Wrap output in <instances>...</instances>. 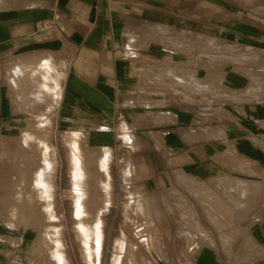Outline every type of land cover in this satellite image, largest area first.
I'll return each instance as SVG.
<instances>
[{
  "label": "crops",
  "instance_id": "obj_1",
  "mask_svg": "<svg viewBox=\"0 0 264 264\" xmlns=\"http://www.w3.org/2000/svg\"><path fill=\"white\" fill-rule=\"evenodd\" d=\"M55 12L63 32L38 31ZM45 58L60 89L54 130L84 133L144 176L263 178L264 0H0L3 117L17 115L6 86L13 66ZM15 229L0 220V264L27 248ZM249 236L257 256L246 264H264V218ZM14 237L22 244L7 242ZM192 262L222 264L209 248Z\"/></svg>",
  "mask_w": 264,
  "mask_h": 264
},
{
  "label": "rangeland",
  "instance_id": "obj_2",
  "mask_svg": "<svg viewBox=\"0 0 264 264\" xmlns=\"http://www.w3.org/2000/svg\"><path fill=\"white\" fill-rule=\"evenodd\" d=\"M206 46L207 44L205 48ZM233 50L231 47L232 55L235 54ZM45 59L49 61L42 59L38 66H13L6 86L10 107L17 115L3 117V100L0 101V220L18 228L13 230L17 234L23 231L25 240L29 241L23 255L10 259L9 264H91L76 215L78 189L74 180V140L79 139L80 146L88 154L86 157L92 156L99 146H88L84 133H62L52 128L56 124V118L48 116V112L55 113L60 89L54 85L52 60ZM165 71L174 74L172 69ZM26 79L32 80V83ZM199 82L205 87L210 84L206 79ZM40 84L45 85L44 89ZM1 89L3 90V79ZM24 130L38 136L40 133L39 138L43 141L45 139L39 144L37 157L39 167L44 168L43 179L49 186L46 200L49 202V213H52L50 219V215L45 213L37 215L35 208L27 203H14L15 195L12 192L16 190L12 188L13 183L10 181H16L19 174L14 170L11 172L10 169L18 168L16 160L24 152L20 141ZM18 142L21 148L17 145ZM47 146L48 150H45ZM17 149L21 150L20 153ZM108 151L110 152L109 148ZM16 154L18 157H15ZM91 156H83L82 160L87 165L90 177L88 188L93 190L98 173ZM125 157L127 156H108L106 162L107 184L104 192L107 194V204L101 212L99 264H115L117 259L121 260V264H140L143 260L145 261L142 264H193L192 256L200 253L203 248L215 251L222 264L251 263L253 257L257 256V248L249 236V231L264 218V176L252 180L227 174L198 178L170 168L155 170L144 176L137 163H132ZM3 168L10 173H5ZM13 172L17 175L14 173L11 176ZM4 174L6 177L9 175L6 178ZM4 177L5 182L8 179L6 184ZM229 177L246 184L251 182L248 184L249 192L242 193L237 186L236 190L234 187L224 188L225 178ZM46 200L41 203L46 204ZM141 201L145 203V211L140 208ZM11 204L16 205L13 208ZM14 214L22 222L23 216L28 217L27 222L24 220L22 223ZM47 226L49 230L46 229ZM45 229L46 232L51 231V235L61 243L62 259L53 258L42 243V231ZM6 240L17 246L22 244L23 237ZM49 246L51 247L50 241ZM141 255L142 260L139 258Z\"/></svg>",
  "mask_w": 264,
  "mask_h": 264
},
{
  "label": "bare ground",
  "instance_id": "obj_3",
  "mask_svg": "<svg viewBox=\"0 0 264 264\" xmlns=\"http://www.w3.org/2000/svg\"><path fill=\"white\" fill-rule=\"evenodd\" d=\"M15 68L16 67H14V69ZM14 73H16V72H14ZM23 74L24 73H22V75ZM26 75H28V74L26 73ZM26 75H25V77H26ZM26 80L29 81V79H26ZM30 81L29 82L32 83V80H30ZM27 84L28 83L26 82V85ZM40 85L44 89L45 85H43V84H40ZM43 89H41V90H43ZM23 90H22V92H23ZM17 93H18V91H17ZM18 96L20 97L21 95L18 94ZM27 127H25V128H27ZM37 128H39V127H37ZM31 129H32V127H31ZM33 129H34V127H33ZM22 134L23 135H22V138L20 140V141H22V144H23V145L20 144L22 146V148H21V146L18 145L19 142L17 143V145L21 149H23L24 152L23 153L21 152V154L19 155L20 157H18L17 154H19L21 150L17 149V151L19 150V153L17 152V154L15 155V157L17 156L19 158L18 159L19 161L16 160V163H18V168L17 169H13V167H11L12 169L9 168L10 171L14 170V171H16L19 174L18 177L16 176L18 178V179L16 178V181H13V182L10 181L11 183H13V185H11L12 188L14 187V189L16 190V192L15 191L12 192L15 195V197H14L15 199L13 198L14 199V203L22 202V203H27V204L31 205L32 207L35 208V211L37 212V215H38V213L40 215L43 214V213H45L47 216L50 215V214L52 215V213H49L50 212L49 211L50 210L49 202H48V200H46L48 198L47 197V193H48V187L49 186H48L47 181H45V179H43L44 176H42V175L43 174L45 175V172L43 173L44 168L42 166L39 167L40 162L38 161V157H37L39 155V151H38L39 144L41 143V141L44 142L45 139H44V141L41 140L39 138L40 133H39V136H38L36 133L30 132L29 130L22 131ZM78 140L79 139L74 140L75 141L74 142L75 143V145H74L75 148H74V154H73V159H74V164H75L74 165V172H75L74 180H75V183L77 185L76 187L78 189V198H77L78 200H77V203H76L77 204V206H76V215H77V217L79 219V223H78L79 225L78 226H79L80 235H81L82 241L84 243L86 252L89 255V258L91 260V264H99V251H100L99 248H100V243H101L100 242V229H101V222H102L101 221L102 220V217H101L102 213L101 212L103 211L105 205L107 204V194L104 192V187L107 184L106 183V178L107 177L105 178V176H106L105 174H107L106 173V162H107V159H108V156H109L110 152L108 151V148H106L105 146L104 147L99 146L97 151L92 155L94 160L92 158L91 159L97 165V170L96 169L95 170H96V173H98V175L97 174H96L97 176L95 175L96 176V178H95L96 182L94 184L95 188H93V190H91V189L88 188L89 187V179H90V177L88 175L87 165L84 164L85 162L82 160V158L86 157V155H88V154H86L84 152V150L82 149L84 147L80 146V143H79ZM80 140H81V138H80ZM15 143H16V141H15ZM18 146L16 148H19ZM23 146H24V148H23ZM45 150H48V146H47V148ZM14 152H15V150H14ZM92 153H93V150H92ZM13 156L14 155H12V157ZM89 156H91V155H89ZM89 156H87V157H89ZM13 159H14V157H13ZM13 159H12V161H13ZM41 159H43V157ZM12 163H14V162H12ZM14 165H16V164H14ZM44 165L47 166V164H44ZM14 168H15V166H14ZM6 169H8V168H6ZM7 171H9V170H7ZM7 171L5 170L4 172L5 173H10V171L9 172H7ZM16 172H13V174L11 176H13L14 173L16 174ZM4 175L6 177V174H4ZM8 175H7V177H8ZM6 178L4 179V182H5ZM11 179H13V178H11ZM7 181H8V179H7ZM7 181L5 182V184L7 183ZM225 181L226 182H224V183L222 182L224 185L225 184L227 185V186L225 185L226 187L224 185H222V186H224V188H227V187L232 188V187H234L235 190H236L235 186H237L238 187L237 189L241 188L242 193H246L245 191L249 192V190H248L249 189V185L248 184L251 183V182H247L248 184H246V183L234 181L232 179L231 180L228 179V180H225ZM219 183H217V184L220 185ZM238 184H239V186H238ZM243 190H244V192H243ZM9 194L11 195V190H10ZM48 196H50V195H48ZM44 200H46L48 205H47V203L46 204L41 203V202H44ZM7 204H5V205L8 206L9 204L8 205ZM11 205H12L11 207H13L16 204H14V205L11 204ZM144 206H145V203L143 201H141L140 208H143L144 211H145L146 209L144 208ZM3 207H5V206H3ZM9 208H8V210H9ZM22 208H23V206H22ZM16 212L17 211H15V214H17ZM10 213H12V212H10ZM15 214H14V217H16ZM51 215H50V217L48 219L52 218ZM7 216L9 217V214ZM36 216H35V218H36ZM8 217H7V219H9ZM40 217H42V216H40ZM10 218H12V217H10ZM16 218L19 219L18 217H16ZM23 219L27 222L28 217L23 216L22 220ZM43 219H45V218H43ZM24 220H23V222H24ZM19 221H21V219H19ZM39 221H42V220H39ZM13 222L16 223L15 221H13ZM27 224L25 223V225H27ZM29 226H31V224ZM46 229L49 230L48 226H47ZM46 229H45V231H42V236L40 235L42 237V241L43 242L41 241V239H40V241L42 243H44V246L46 245L45 246V247H47L46 250L49 252L50 255H52L53 258H56L57 260H60L63 257L62 256V251H61V248H60V244L61 243H59V240L56 237L51 235V231H49V232L47 231L46 232ZM49 241L51 242V247L49 246ZM139 258L140 259L143 258L142 255ZM140 259H138V261ZM143 261H145V260H143ZM143 261H142V263H143ZM139 262H141V261H139ZM142 263H140V264H142ZM148 263H149V261H148ZM115 264H121V260L117 259L115 261ZM135 264H138V263H135ZM144 264H147V263L145 262Z\"/></svg>",
  "mask_w": 264,
  "mask_h": 264
},
{
  "label": "built area",
  "instance_id": "obj_4",
  "mask_svg": "<svg viewBox=\"0 0 264 264\" xmlns=\"http://www.w3.org/2000/svg\"><path fill=\"white\" fill-rule=\"evenodd\" d=\"M60 14L55 12L51 17L44 18L37 22L36 28L38 31L55 29L63 32L64 27L59 24Z\"/></svg>",
  "mask_w": 264,
  "mask_h": 264
}]
</instances>
